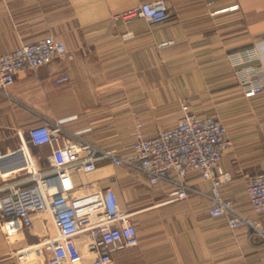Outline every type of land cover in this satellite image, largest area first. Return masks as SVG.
<instances>
[{
  "label": "crops",
  "instance_id": "crops-1",
  "mask_svg": "<svg viewBox=\"0 0 264 264\" xmlns=\"http://www.w3.org/2000/svg\"><path fill=\"white\" fill-rule=\"evenodd\" d=\"M148 1L154 0H0V56L48 35L62 40L70 56L20 74L0 92V187L27 176L14 172L23 146L38 169L49 168V147L29 143L34 126L60 122L128 156L135 119L149 137L170 129L182 97L197 115L227 126L232 146L220 167L231 180L221 194L264 234V213L252 210L247 195L251 178L264 173V91L246 99L229 61L253 52L264 68V0H165L169 18L157 23L134 13ZM165 40L171 43L162 64L158 45ZM63 76L68 81L56 83ZM92 179L115 190L123 211L169 218L153 231L160 235H140L135 224L139 245L113 253L110 264H264V238L248 225L231 230L226 218H211L212 185L197 173L187 177L192 190L180 202L170 200V186L150 187L139 170L110 161L100 162ZM149 188L157 192L153 198L146 197ZM0 264L35 262H19L0 232Z\"/></svg>",
  "mask_w": 264,
  "mask_h": 264
},
{
  "label": "built area",
  "instance_id": "built-area-1",
  "mask_svg": "<svg viewBox=\"0 0 264 264\" xmlns=\"http://www.w3.org/2000/svg\"><path fill=\"white\" fill-rule=\"evenodd\" d=\"M134 13L149 23L169 18L165 0L144 2ZM65 56L70 58L65 43L53 35L0 56V92L20 74ZM229 61L237 70L246 99L264 91V68L255 53L232 54ZM67 81L68 77L63 76L56 83ZM132 136L131 153L119 156L68 132L60 122L28 130L31 145L49 147L51 164L41 171L23 146L14 154L20 159L14 172L25 171L27 176L0 187V232L19 262L30 257L35 264H83L85 252L90 264H110L113 253L139 245L133 215L120 208L112 187L101 188L92 179L102 161L139 170L147 176L150 187L170 186L171 201L189 198L192 188L186 179L197 173L212 185L208 194L211 218H226L231 230L248 225L264 238L263 231L221 194L222 185L231 180V175L221 169L220 163L232 146L223 122L214 116L197 115L190 102L182 100L174 127L149 137L142 121L136 118ZM7 175L1 174V178ZM247 195L252 210L264 213V173L251 178Z\"/></svg>",
  "mask_w": 264,
  "mask_h": 264
},
{
  "label": "rangeland",
  "instance_id": "rangeland-1",
  "mask_svg": "<svg viewBox=\"0 0 264 264\" xmlns=\"http://www.w3.org/2000/svg\"><path fill=\"white\" fill-rule=\"evenodd\" d=\"M166 42H169V40H165L158 45V49H159L158 54L162 58V64H164L166 61V58L169 57V53H166L169 45L164 46V44ZM163 88H166V86L164 85ZM182 100H187V99L182 98V97L179 98V100H178L179 113H180V102ZM179 113H178V117H179ZM150 134L151 133H147V135H150ZM125 173H128V172H124L123 174H125ZM144 192L148 193L146 196L147 198H153V195H155L157 193L156 190H153V189H150V190H147ZM152 201L147 203V204L153 203ZM168 219L169 218L164 217L162 213L161 214L160 213H141V214L133 215V220H134L135 224H137L139 234L140 235H146V236H148L150 234H151V236H154L156 234L160 235V233L158 234V233H154V232L160 230L162 227V224H165V221H168Z\"/></svg>",
  "mask_w": 264,
  "mask_h": 264
}]
</instances>
